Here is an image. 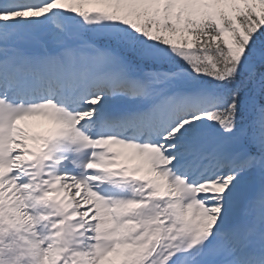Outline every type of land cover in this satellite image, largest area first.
<instances>
[{"label":"snow or ice","instance_id":"1","mask_svg":"<svg viewBox=\"0 0 264 264\" xmlns=\"http://www.w3.org/2000/svg\"><path fill=\"white\" fill-rule=\"evenodd\" d=\"M0 264H264V0H0Z\"/></svg>","mask_w":264,"mask_h":264}]
</instances>
